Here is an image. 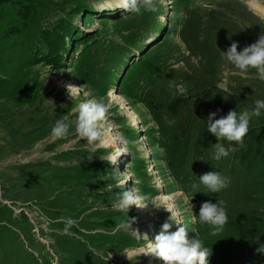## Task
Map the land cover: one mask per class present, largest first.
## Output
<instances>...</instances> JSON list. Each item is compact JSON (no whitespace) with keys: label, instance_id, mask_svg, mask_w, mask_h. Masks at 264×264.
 Wrapping results in <instances>:
<instances>
[{"label":"rangeland","instance_id":"obj_1","mask_svg":"<svg viewBox=\"0 0 264 264\" xmlns=\"http://www.w3.org/2000/svg\"><path fill=\"white\" fill-rule=\"evenodd\" d=\"M253 2L264 8V0H157L158 12L140 5L136 13L124 0H0V264H164L143 253L171 215L152 203L170 193L180 196L172 211L188 238L212 247L210 264H264L256 251L264 244V112L242 146L221 141L230 153L219 161L206 122L264 100L256 70L242 73L222 53L264 32ZM180 83L186 97L169 87ZM73 84L83 95L68 91ZM90 100L109 106L104 130L121 135L116 165L113 147L91 151L75 131L78 106ZM58 119L69 134L53 138ZM209 171L230 186L209 192L198 179ZM133 189L148 215L113 207ZM218 199L228 223L212 236L198 214ZM66 218L78 222L67 232ZM130 219L132 227L121 226Z\"/></svg>","mask_w":264,"mask_h":264},{"label":"clouds","instance_id":"obj_2","mask_svg":"<svg viewBox=\"0 0 264 264\" xmlns=\"http://www.w3.org/2000/svg\"><path fill=\"white\" fill-rule=\"evenodd\" d=\"M147 12H158L159 8L157 0H124L122 5L126 12L140 13L141 7ZM227 61L234 66L235 69L242 73H247L250 69H255L258 78L264 81V32L258 39L243 47L238 51V43L232 42L226 52H222ZM170 88H174L175 94L187 96L188 85L185 83L170 84ZM69 89H77V87L69 86ZM253 109H245L242 112L229 110L226 116L215 118L217 112H212L207 118V131L214 135L217 143L212 145L214 154L212 159L219 161L229 156L230 149L221 141L243 145L245 136L250 130V121L253 117H260L264 112V100H256ZM109 106L102 101L90 100L79 104L77 109V119L75 121V131L82 139L87 141L91 151L99 148L107 147L111 141L104 130L103 122L107 117ZM219 111V110H217ZM167 120V117H165ZM170 125L174 121H167ZM70 123L63 119H58L52 127L53 138H62L69 134ZM122 151H117L115 155L109 158V163L117 164L118 157ZM122 174L117 171L116 179L119 181L118 186L126 185L129 178L120 179ZM200 183L211 193H220L230 186L231 180L223 175L220 171H209L202 174L199 178ZM140 197L135 190H125L117 195V200L113 207L122 211H129L130 206L135 205L141 207L139 203ZM157 209L162 206L153 204ZM171 213L168 219L162 224L161 230L155 236V242L149 243L148 250L143 253L145 255H155L161 259L164 264H210L209 258L212 255V247H206L204 241L198 237L194 239L188 238L187 229L181 225L180 220L174 219V213L171 207H163ZM192 213V220L196 222V215L193 213V205L190 202L188 209ZM199 223L210 226V235L216 236L223 232L225 225L228 223V214L226 201L218 199L215 203L205 201L199 209ZM134 219L130 222H122V227H132ZM77 221L72 218L65 219V231L77 225ZM177 225L175 231L173 226ZM147 237V236H146ZM258 253L264 254V244L256 249Z\"/></svg>","mask_w":264,"mask_h":264},{"label":"bare ground","instance_id":"obj_3","mask_svg":"<svg viewBox=\"0 0 264 264\" xmlns=\"http://www.w3.org/2000/svg\"><path fill=\"white\" fill-rule=\"evenodd\" d=\"M251 5L253 6V8L256 10V12H258L259 14H263L264 15V8H263V6H261L260 4H257V3H255V2H253V3H251ZM72 86H74V87H77V89H69V90H72L73 91V93L74 94H80V92L82 93V95H83V92H82V90L79 88L78 89V86L75 84H73ZM67 88H69V87H67ZM115 91H116V89H115ZM114 91V92H115ZM111 98L110 99H112V100H114L115 98L116 99H118L117 98V96H114V94L112 93L111 94V96H110ZM120 100V99H119ZM121 101V100H120ZM120 104L121 105H123L126 109H127V104H126V102H125V100H123L122 102H120ZM129 112L131 113V116H132V119L133 118H136V122L135 121H133V124H136L137 122H138V118H137V116H136V114H134L133 112H131L130 110H129ZM129 115V114H128ZM111 130V132H110V134L109 133H107L108 134V136H109V138H110V141H111V143L107 146V147H113V153L111 154V156H113V155H115L116 154V152L117 151H122V149L124 148L123 147V143H122V138H121V135L120 134H115V133H113L114 131V129H110ZM117 133V132H116ZM114 134V135H113ZM117 136V137H116ZM119 137V138H118ZM121 138V139H120ZM122 160V158H121V155L118 157V162H119V160ZM168 198L167 199H163L162 198V196H160V197H158V198H156L154 201H153V203L152 204H155V205H158V206H161V205H164V206H166V207H171V209H172V206L174 207V204H176L177 206L179 205V199H180V196L179 195H173L172 193H170L168 196H167ZM143 201L141 200V203H142ZM177 206H175V207H177ZM141 207H143L142 209H144V213L142 212V214L141 215H143V214H147L148 213V208L146 209L145 208V205L144 204H142V206ZM177 212L179 211V209L178 210H176ZM176 212V213H177ZM180 212V211H179ZM148 215V214H147ZM147 215H146V218H147ZM145 219V218H144ZM155 242V241H154ZM154 242H152V243H154ZM154 256L155 255H148V257L150 258L151 257V259L152 258H154Z\"/></svg>","mask_w":264,"mask_h":264},{"label":"water","instance_id":"obj_4","mask_svg":"<svg viewBox=\"0 0 264 264\" xmlns=\"http://www.w3.org/2000/svg\"><path fill=\"white\" fill-rule=\"evenodd\" d=\"M116 87H118V86H116ZM115 87V89H116V91H117V88Z\"/></svg>","mask_w":264,"mask_h":264}]
</instances>
